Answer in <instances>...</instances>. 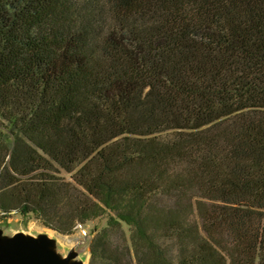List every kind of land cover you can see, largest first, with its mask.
<instances>
[{
  "label": "trees",
  "instance_id": "1",
  "mask_svg": "<svg viewBox=\"0 0 264 264\" xmlns=\"http://www.w3.org/2000/svg\"><path fill=\"white\" fill-rule=\"evenodd\" d=\"M11 212L105 218L88 264H264V0H0Z\"/></svg>",
  "mask_w": 264,
  "mask_h": 264
},
{
  "label": "rangeland",
  "instance_id": "2",
  "mask_svg": "<svg viewBox=\"0 0 264 264\" xmlns=\"http://www.w3.org/2000/svg\"><path fill=\"white\" fill-rule=\"evenodd\" d=\"M63 175L67 176L64 173ZM105 221V218H99L85 225H78L70 235H61L43 227L30 215H0V264H45L47 261L67 259L69 254L65 264H88L89 244L93 232L103 227ZM1 247L42 259L35 262L32 259L20 258Z\"/></svg>",
  "mask_w": 264,
  "mask_h": 264
},
{
  "label": "water",
  "instance_id": "3",
  "mask_svg": "<svg viewBox=\"0 0 264 264\" xmlns=\"http://www.w3.org/2000/svg\"><path fill=\"white\" fill-rule=\"evenodd\" d=\"M3 250H5L6 252H8V253H11L12 255H15V256H18V257H20V258H27V259H32V261H37L38 259H42L41 257H37V256H33V255H26L25 253H21V252H17V253H15V252H13V251H11V250H9V249H7V248H4V247H1ZM68 258H69V256H68ZM68 258L67 259H64V260H62V261H59V260H55L54 262H46L45 264H65L66 262H67V260H68ZM44 260H45V258H43Z\"/></svg>",
  "mask_w": 264,
  "mask_h": 264
},
{
  "label": "bare ground",
  "instance_id": "4",
  "mask_svg": "<svg viewBox=\"0 0 264 264\" xmlns=\"http://www.w3.org/2000/svg\"><path fill=\"white\" fill-rule=\"evenodd\" d=\"M68 256H70V254Z\"/></svg>",
  "mask_w": 264,
  "mask_h": 264
},
{
  "label": "built area",
  "instance_id": "5",
  "mask_svg": "<svg viewBox=\"0 0 264 264\" xmlns=\"http://www.w3.org/2000/svg\"><path fill=\"white\" fill-rule=\"evenodd\" d=\"M11 213H14V212H11Z\"/></svg>",
  "mask_w": 264,
  "mask_h": 264
}]
</instances>
